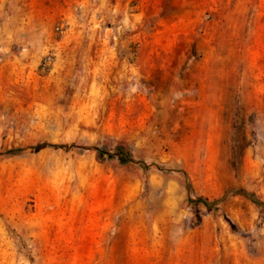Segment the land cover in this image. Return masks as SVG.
<instances>
[{
	"label": "rangeland",
	"instance_id": "rangeland-1",
	"mask_svg": "<svg viewBox=\"0 0 264 264\" xmlns=\"http://www.w3.org/2000/svg\"><path fill=\"white\" fill-rule=\"evenodd\" d=\"M246 195L264 0H0V264H264Z\"/></svg>",
	"mask_w": 264,
	"mask_h": 264
},
{
	"label": "trees",
	"instance_id": "trees-1",
	"mask_svg": "<svg viewBox=\"0 0 264 264\" xmlns=\"http://www.w3.org/2000/svg\"><path fill=\"white\" fill-rule=\"evenodd\" d=\"M46 148L53 149V150L60 149V147H57V146L42 145V146L36 147L35 151L39 152V151L46 149ZM87 151H89V150L87 149ZM93 151L96 153L97 159L101 160V161L102 160L115 161L119 166H122V167H126L128 165L136 164L133 162L132 158L130 157L129 152L127 150H125L122 145H119V144H117L114 147V149L111 151V153H109V151H106V150H103L100 148H94ZM15 152H17L16 154H21L24 151L23 150H17ZM137 165H139L144 171H148L150 168H155V170L160 171L159 167H157V166H147L143 163H138ZM246 197L249 200H251V202L253 204H255L256 206L264 207V203H261L260 201H258L254 197H252L251 195H246ZM224 200H225V198H222L220 201L208 202V201L203 200V199H190V198H188L187 202L189 204L195 205V206L200 205L207 211H212V210H215L217 208V205L219 203L224 202Z\"/></svg>",
	"mask_w": 264,
	"mask_h": 264
}]
</instances>
